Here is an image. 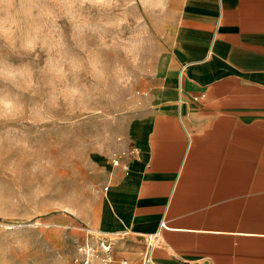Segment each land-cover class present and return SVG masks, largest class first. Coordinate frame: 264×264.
<instances>
[{"label":"crops","instance_id":"obj_1","mask_svg":"<svg viewBox=\"0 0 264 264\" xmlns=\"http://www.w3.org/2000/svg\"><path fill=\"white\" fill-rule=\"evenodd\" d=\"M144 109L109 141L94 232L143 264H264V0H181ZM129 148L134 153L126 154Z\"/></svg>","mask_w":264,"mask_h":264},{"label":"rangeland","instance_id":"obj_2","mask_svg":"<svg viewBox=\"0 0 264 264\" xmlns=\"http://www.w3.org/2000/svg\"><path fill=\"white\" fill-rule=\"evenodd\" d=\"M180 2L121 0L120 8L106 13L85 7L81 14L90 16L93 23L120 20L116 27L105 30L103 44L92 34L83 41H74L71 25L59 18L55 27L49 25L44 29L47 47L38 45L32 52L24 53L19 41L15 50L0 46V57L30 66L36 85L21 84L18 89L0 85L8 87L25 105L16 121L0 123V135L12 133L15 139H23L22 134H26L30 145L29 150L5 143L0 151V183L15 195V181L4 171L9 165L14 166L17 176L24 177L22 184L26 185L33 165H43L46 160L51 163L38 181L42 186L27 203L12 199L0 202V231L14 230L20 238L19 246L3 256L4 264H54L57 258L60 264H68L76 245L85 236L94 240L91 221L110 172L103 147L131 117L144 109L148 83L166 54ZM61 37L83 68L75 76L69 75L66 82L57 81V87L71 84L86 90L91 97L86 106L74 110H69L63 101L58 108L47 103L51 91L48 85L55 79L46 67L49 57L55 56L49 47ZM126 42L141 45L133 63L121 51ZM89 54L102 61L103 79L92 73ZM118 65L126 69L120 84L114 76ZM28 190L24 188L25 192Z\"/></svg>","mask_w":264,"mask_h":264},{"label":"clouds","instance_id":"obj_3","mask_svg":"<svg viewBox=\"0 0 264 264\" xmlns=\"http://www.w3.org/2000/svg\"><path fill=\"white\" fill-rule=\"evenodd\" d=\"M87 7L98 13L112 12L121 7V0H0V42L9 49L15 50L19 41L20 51L32 52L38 45L48 46V36L44 35V29L52 25L56 26L59 18L66 19L71 25L72 39L83 41L88 34L96 35L103 44V34L106 29L114 28L119 24V19L111 22L99 21L93 23L90 16L81 14V10ZM58 30V29H57ZM52 29H49V36ZM122 47L129 63H133L139 56L141 45L138 42H126ZM55 51V56L49 57L46 67L55 79L49 82L51 91L47 103L52 108H58L63 101L69 110L87 105L91 99L86 90L66 84L57 87V81L66 82L69 75L75 76L82 68V62L71 54L62 37L58 38L49 47V51ZM88 65L95 78L103 79L104 71L102 61L98 56L89 54ZM126 69L118 65L114 70L116 83H122ZM23 84L26 87H35L32 80V70L28 64H14L10 60L0 57V85L19 88ZM25 105L19 96H15L8 87H0V123L16 121L24 112ZM38 115V113H37ZM17 132L19 130H16ZM23 139H15L12 133L0 135V151L5 143L15 147L29 149L30 145L26 134ZM51 167L50 161L46 160L43 165H33L27 174V183L22 184L23 176H17L13 165H9L6 171L15 181V195L8 191L7 186L0 183V202L12 199L14 202L27 203L36 191L42 186L38 181L45 175V170ZM27 187L29 190L24 191ZM20 244V238L12 233L0 231V264H4L3 256L12 248ZM60 264V258L54 261Z\"/></svg>","mask_w":264,"mask_h":264},{"label":"built area","instance_id":"obj_4","mask_svg":"<svg viewBox=\"0 0 264 264\" xmlns=\"http://www.w3.org/2000/svg\"><path fill=\"white\" fill-rule=\"evenodd\" d=\"M106 150L109 152L112 164L115 166L121 163L125 166L127 163L120 159L121 154L114 150L111 141H108L105 145ZM134 153V148H129L126 154ZM166 227L165 222H161L159 229L150 234L147 238L146 250L143 257V264L149 262L150 249L154 242L157 240L160 233V229ZM94 240L89 239V237H84L80 241L73 252L68 264H129L128 260L124 257H116L114 254L112 238L106 234H92Z\"/></svg>","mask_w":264,"mask_h":264}]
</instances>
